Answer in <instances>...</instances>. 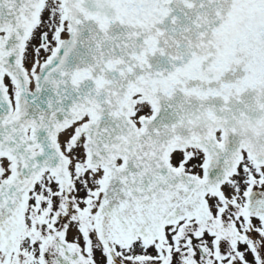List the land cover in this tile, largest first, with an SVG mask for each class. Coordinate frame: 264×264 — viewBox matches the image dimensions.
I'll list each match as a JSON object with an SVG mask.
<instances>
[{
	"label": "snow or ice",
	"instance_id": "1",
	"mask_svg": "<svg viewBox=\"0 0 264 264\" xmlns=\"http://www.w3.org/2000/svg\"><path fill=\"white\" fill-rule=\"evenodd\" d=\"M0 264H264V0H0Z\"/></svg>",
	"mask_w": 264,
	"mask_h": 264
}]
</instances>
